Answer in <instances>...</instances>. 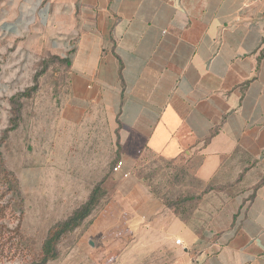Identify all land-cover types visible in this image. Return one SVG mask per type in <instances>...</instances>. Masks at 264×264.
Segmentation results:
<instances>
[{
    "label": "crops",
    "instance_id": "0c3cea01",
    "mask_svg": "<svg viewBox=\"0 0 264 264\" xmlns=\"http://www.w3.org/2000/svg\"><path fill=\"white\" fill-rule=\"evenodd\" d=\"M0 7L11 20L5 30L30 35L64 61L65 144L88 143L81 152L94 157L112 144L109 152L127 166L143 152L184 160L200 182L233 190L204 197L224 199L209 216L208 243L121 167L128 213L117 224L131 225V238L166 241L175 264H264V0H0Z\"/></svg>",
    "mask_w": 264,
    "mask_h": 264
},
{
    "label": "rangeland",
    "instance_id": "374dc122",
    "mask_svg": "<svg viewBox=\"0 0 264 264\" xmlns=\"http://www.w3.org/2000/svg\"><path fill=\"white\" fill-rule=\"evenodd\" d=\"M8 16L0 7V154L17 180L18 194L12 208L11 193L0 189L13 211L0 221V264L36 262L48 231L84 204L96 186L100 188L97 206L62 236L57 258L47 264H175L177 254L163 251L166 241L133 239L131 229H126L131 225L117 224L122 213H128L122 204L127 185L113 172L119 161L129 173L128 181L140 183L174 217L204 232L209 243L214 237L207 231L209 216L224 199L209 202L204 197L213 189L229 196L233 190L200 182L193 165L184 160L167 163L143 152L127 166L117 152H109L112 144L105 143L98 157L81 152L91 146L88 143L65 144L60 124L65 65L33 45L30 35L5 30L11 23ZM19 206L22 216L16 234ZM183 250L193 248L183 246Z\"/></svg>",
    "mask_w": 264,
    "mask_h": 264
},
{
    "label": "trees",
    "instance_id": "16d2710c",
    "mask_svg": "<svg viewBox=\"0 0 264 264\" xmlns=\"http://www.w3.org/2000/svg\"><path fill=\"white\" fill-rule=\"evenodd\" d=\"M58 60L64 63L63 60L60 59ZM13 128L14 127H12L11 130ZM161 159L163 161H167V163L174 161V160H165L163 158ZM0 189H5L6 192L11 193L10 199H12L11 202V206H12L13 201L16 199L13 197L17 196L18 194V183L17 180L12 175V173H10L4 166V163L1 159V154H0ZM6 192L4 191V193H0V221L3 220L7 216V214L13 213L10 207V200L5 199ZM99 200H100V188L99 186H96L92 190L87 201L84 204H82L78 209H76L73 212V214H71L68 218H66L65 221L56 224L52 229L48 231L47 237L42 244L40 258L36 262H33L31 264H47L49 261L55 260L58 256V253L56 251V246L59 240L62 238L64 234L78 227L95 209ZM12 208L15 207L12 206ZM167 208L171 209L172 207L167 206ZM16 210L19 212L18 223L16 225L17 229L15 231V233L17 234V230L20 224V218L22 216V210L20 206ZM173 211L175 215L177 216L180 215L175 209H173ZM178 219L181 222L187 224V220H184L180 216Z\"/></svg>",
    "mask_w": 264,
    "mask_h": 264
},
{
    "label": "built area",
    "instance_id": "2783aa9c",
    "mask_svg": "<svg viewBox=\"0 0 264 264\" xmlns=\"http://www.w3.org/2000/svg\"><path fill=\"white\" fill-rule=\"evenodd\" d=\"M122 167V162L119 161L116 163V165L113 167V172H118ZM175 244L178 246H182V242L180 240H176Z\"/></svg>",
    "mask_w": 264,
    "mask_h": 264
},
{
    "label": "water",
    "instance_id": "95a60500",
    "mask_svg": "<svg viewBox=\"0 0 264 264\" xmlns=\"http://www.w3.org/2000/svg\"><path fill=\"white\" fill-rule=\"evenodd\" d=\"M91 244V243H90Z\"/></svg>",
    "mask_w": 264,
    "mask_h": 264
}]
</instances>
